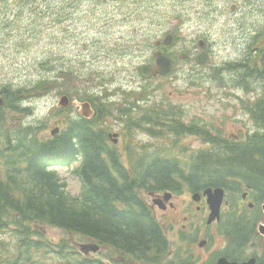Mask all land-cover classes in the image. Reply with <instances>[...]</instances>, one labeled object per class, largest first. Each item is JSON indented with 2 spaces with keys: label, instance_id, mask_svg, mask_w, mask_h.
Instances as JSON below:
<instances>
[{
  "label": "rangeland",
  "instance_id": "1",
  "mask_svg": "<svg viewBox=\"0 0 264 264\" xmlns=\"http://www.w3.org/2000/svg\"><path fill=\"white\" fill-rule=\"evenodd\" d=\"M34 5L36 13H32ZM51 7L61 9L52 14ZM24 9L21 18L17 14L19 5L5 6L0 12V87L13 89L20 104L18 110L11 111L12 123H29L38 129V136L48 137L54 127H65L68 118L80 113L81 94L87 96L84 100L93 97L109 101L101 124L118 131L120 138L147 145L130 153L121 149L126 165L152 155L167 158L169 151L159 150L164 147L171 150V156L180 153L188 162V153L193 152V156L210 144L203 143L198 134H188L180 143H174V135H165L161 126H153L156 113L151 112L152 116L146 108L172 105L169 111L174 117L182 116L185 122L198 121L199 128L216 129L225 135L252 128L242 107L248 105L245 98H252V93L237 85L236 73L240 70H229L241 61L248 34H254L257 25L264 23V9L254 0H78L70 8L66 7V0H37ZM166 35L171 36L168 44L173 43L167 46V52L178 59L176 69L166 78L144 80L137 68L152 60L156 50L153 42ZM200 42L204 45L200 46ZM202 52L205 61L196 63L195 56ZM60 77L64 78L62 82ZM62 90H67L74 100L70 111H66L70 109L67 105L57 109ZM31 92H38L39 96ZM147 116L153 118L147 120ZM191 159L195 161L196 157ZM76 164L53 166L72 194L81 187L73 173ZM207 186L204 184L193 195H203ZM251 189L242 184L235 193L245 206L253 195L255 202L256 191ZM225 193L230 205L232 194L227 190ZM191 196L192 193L184 195L186 203L193 202L191 207H195L198 202ZM170 199L166 204L172 208L170 218L180 225L185 222L182 216L192 211H186V203L174 198L172 203ZM204 202L203 197L201 203ZM155 208L161 220L162 210ZM255 216L253 209L247 218L250 228ZM260 219L264 221V215ZM45 230L51 241L65 238L73 249L85 242L81 236L58 228L48 226ZM249 236L256 244L244 248V257L260 250L258 243L264 239ZM168 237H174L171 230ZM221 244L218 238L215 247L220 248ZM170 248L171 253L178 250L173 244ZM198 255L208 254L202 251ZM44 260L57 264L53 256L47 255Z\"/></svg>",
  "mask_w": 264,
  "mask_h": 264
},
{
  "label": "trees",
  "instance_id": "2",
  "mask_svg": "<svg viewBox=\"0 0 264 264\" xmlns=\"http://www.w3.org/2000/svg\"><path fill=\"white\" fill-rule=\"evenodd\" d=\"M35 1L0 0V12L5 6L19 5L17 14L24 15V7ZM57 1L60 0L51 3ZM77 1L66 0V7ZM254 3L264 9V0ZM32 9L36 13L35 5ZM60 9L51 7L52 14ZM13 16L17 17L15 13ZM248 36L241 61L229 71L240 70L236 73L237 85L252 93L253 98L246 99L245 108L255 130L238 140L236 135L212 133L209 128L203 130L174 117L168 130L174 134V143L185 133H197L212 144L197 156L195 164L189 165L175 154L167 158L152 155L137 164L124 165L117 149L108 144V127L101 124L107 114L103 111H108L105 104L97 105L100 111L97 110L94 120L83 117L68 120L58 134L50 137H39L37 129L29 125H17L23 130L11 131L13 124L7 114L18 110L19 103L13 89L0 87L3 99L0 123L4 125L0 134V231L12 223L18 237L14 258L6 257L9 252L3 251L0 264H49L44 258L57 252L51 247L53 243L45 239L44 226L77 234L88 242H96L100 249L104 247L86 256L78 248L72 250L73 246L65 249L68 243L63 242L58 249L61 254L56 257H66L71 264H156L166 255L167 241L150 206L147 195L150 192L165 189L176 192L182 183L219 185L232 190L243 184L264 198V23ZM156 109L153 106L144 110L150 114ZM155 113L157 118L161 117ZM158 125L153 123L155 127ZM132 151L136 149L132 147ZM76 161L81 187L77 194H72L53 166H69ZM229 229L235 233L238 245L252 231L245 223H234ZM72 256L77 258L73 263ZM104 256L112 263L105 261Z\"/></svg>",
  "mask_w": 264,
  "mask_h": 264
},
{
  "label": "flooded vegetation",
  "instance_id": "3",
  "mask_svg": "<svg viewBox=\"0 0 264 264\" xmlns=\"http://www.w3.org/2000/svg\"><path fill=\"white\" fill-rule=\"evenodd\" d=\"M172 122H173V120L163 121V123H166V124H171ZM180 122H182L184 124L191 123V121L185 122L182 119H180ZM190 134H194V133H190ZM197 186H199V187H197ZM202 187H203V185H201V184H198L195 186H190L189 184L185 185L182 183L180 185V187L177 188L176 192L173 193L174 195L171 199L174 198L176 201L180 200L181 202L186 203L188 200H186L187 198H185L184 195L185 194L190 195V193H192L193 191H198ZM203 197L205 199V202L202 204L201 201H202ZM191 198H192V196H191ZM171 199H170V201H171ZM192 200H193V198H192ZM195 202H198L195 205V207H191L194 204L193 202H190L189 205H187V203H186V205H185L186 211L191 210L192 212H188L182 216V219L185 222L180 224V225H178V223L176 221H174V219L170 218L169 210H172V208L166 207V209L162 211V213H163L162 221L164 222L165 220H167V222H165L164 224L168 225L169 226L168 230H171L172 233H174V237H172L169 240V244L175 245L179 250V253L174 256V259L185 258L186 257L185 251H187V250H190L191 254L195 253V251H196L195 231L198 228H201L204 230L203 235L205 237L211 236L212 232H211V230L208 229V228H210V223L208 225H205L206 214L208 212V210L206 208L207 201H206L205 195L200 194L199 199ZM207 206H208V204H207ZM221 220H222V218H221ZM228 231L229 230H227V231L224 230L223 234L225 233V234L229 235ZM223 234H222V236H223ZM254 242H256V241H246L243 244V246L241 247V250H240V255H239V261L240 262H245V261H248L249 259H251L250 254L247 257L243 256L244 255V248L249 246V245H253Z\"/></svg>",
  "mask_w": 264,
  "mask_h": 264
},
{
  "label": "water",
  "instance_id": "4",
  "mask_svg": "<svg viewBox=\"0 0 264 264\" xmlns=\"http://www.w3.org/2000/svg\"><path fill=\"white\" fill-rule=\"evenodd\" d=\"M170 37H171L170 35H166L162 40L163 43L168 44L170 41ZM154 44L159 45L160 42L155 41ZM199 45L201 46V43H199ZM153 56L155 58V62L153 66L147 63H143L138 66V72L140 76H142L143 78H149L154 74L164 75L170 70L171 60L165 54H163L161 51H155L153 53ZM195 61L197 63H203L205 61V54L202 52L199 55H197L195 57ZM67 104H68V98L66 96H63V98L60 99V101L58 102V105H67ZM81 106H82L81 112L85 116H89L92 113V110L90 109L88 102L85 101L81 103ZM56 132H57V128H54L51 131V134H55ZM205 192L208 195L207 200L211 209V212L209 214V220L211 221L215 216L218 215V208L222 199L223 189L219 187L214 189H212L211 187H207ZM154 202H158V201L154 199ZM262 209L264 211V203L262 204ZM257 229L262 235H264V224H259ZM80 247L83 250L84 248H90L93 250L96 248L95 246H87L86 244H81ZM219 264H229V263H227L224 259H220ZM234 264L237 263L234 262ZM241 264H256V263H254L253 260H250L248 263H241Z\"/></svg>",
  "mask_w": 264,
  "mask_h": 264
},
{
  "label": "bare ground",
  "instance_id": "5",
  "mask_svg": "<svg viewBox=\"0 0 264 264\" xmlns=\"http://www.w3.org/2000/svg\"><path fill=\"white\" fill-rule=\"evenodd\" d=\"M40 13V12H39ZM9 109V108H8ZM149 124H151V122L148 121ZM77 156V155H76ZM80 157V156H79ZM43 216V215H42Z\"/></svg>",
  "mask_w": 264,
  "mask_h": 264
}]
</instances>
